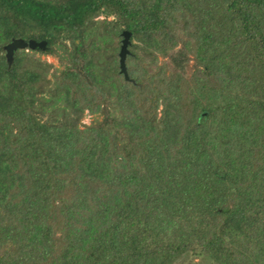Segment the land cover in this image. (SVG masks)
<instances>
[{
  "label": "trees",
  "instance_id": "trees-1",
  "mask_svg": "<svg viewBox=\"0 0 264 264\" xmlns=\"http://www.w3.org/2000/svg\"><path fill=\"white\" fill-rule=\"evenodd\" d=\"M189 255L264 264V0H0V264Z\"/></svg>",
  "mask_w": 264,
  "mask_h": 264
},
{
  "label": "water",
  "instance_id": "water-1",
  "mask_svg": "<svg viewBox=\"0 0 264 264\" xmlns=\"http://www.w3.org/2000/svg\"><path fill=\"white\" fill-rule=\"evenodd\" d=\"M121 35H122L121 45H120V49L118 52L119 69H120V72L123 74L124 78L128 79L126 67H125V56L128 52L127 45L129 44L130 33L128 31H123ZM45 46H46L45 41L36 42L34 40H28L27 42H25L22 39H13L8 44L3 46V49L5 50V58H6L8 67H10L12 64V54H13V51L16 50L17 48L22 49V48L28 47V48L33 49L35 47H38L40 49H44Z\"/></svg>",
  "mask_w": 264,
  "mask_h": 264
},
{
  "label": "rangeland",
  "instance_id": "rangeland-1",
  "mask_svg": "<svg viewBox=\"0 0 264 264\" xmlns=\"http://www.w3.org/2000/svg\"><path fill=\"white\" fill-rule=\"evenodd\" d=\"M44 58H46V60L50 63H52L54 66H58V61L56 60V58L52 57V56H44ZM90 117L89 115L85 116L84 118V122H89ZM176 264H213L209 259H207L205 256L203 255H196V256H187L185 257L183 260H179Z\"/></svg>",
  "mask_w": 264,
  "mask_h": 264
}]
</instances>
